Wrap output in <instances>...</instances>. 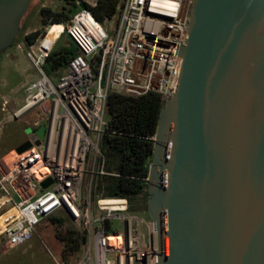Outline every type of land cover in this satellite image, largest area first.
I'll use <instances>...</instances> for the list:
<instances>
[{
    "label": "water",
    "instance_id": "95a60500",
    "mask_svg": "<svg viewBox=\"0 0 264 264\" xmlns=\"http://www.w3.org/2000/svg\"><path fill=\"white\" fill-rule=\"evenodd\" d=\"M31 1L0 0V53ZM178 56L147 185L155 264H264V0H194Z\"/></svg>",
    "mask_w": 264,
    "mask_h": 264
},
{
    "label": "built area",
    "instance_id": "2783aa9c",
    "mask_svg": "<svg viewBox=\"0 0 264 264\" xmlns=\"http://www.w3.org/2000/svg\"><path fill=\"white\" fill-rule=\"evenodd\" d=\"M193 1L125 0L111 19L98 23L86 8L95 7L96 0H75L79 12L65 23L47 25L28 46L25 56L40 77L14 116L33 107L43 109L45 135L22 154L14 153L11 169L0 173V239L21 246L36 235L43 219L57 216L77 224L83 239L69 262L55 264H155L152 222L140 219L126 198L105 197L99 183L120 177L107 170L101 148L103 136L110 134L107 97L156 93L162 106L171 99ZM84 16L99 27L96 36L88 34ZM62 35L77 55L63 74L51 79L43 65ZM35 166L45 170L41 179ZM46 179L52 184L42 190ZM143 181L148 185L149 175ZM111 242L119 244L110 247Z\"/></svg>",
    "mask_w": 264,
    "mask_h": 264
},
{
    "label": "trees",
    "instance_id": "16d2710c",
    "mask_svg": "<svg viewBox=\"0 0 264 264\" xmlns=\"http://www.w3.org/2000/svg\"><path fill=\"white\" fill-rule=\"evenodd\" d=\"M116 0H96L95 7H86L92 17L102 23L116 13ZM75 0H62L58 11L43 7L39 10L40 26L65 23L75 14ZM44 31L35 30L25 35L26 44L32 45ZM14 40L12 46H16ZM71 50H56L55 46L45 60L43 71L46 75L59 77L67 64L77 55L71 42ZM162 107L158 94L149 93L139 98L125 97L111 93L107 97L106 116L110 134L102 138V151L106 155L107 170L120 175L99 181L104 185L105 197L126 198L132 205L140 195L147 196V184L143 179L149 175L154 141ZM56 222V219H52ZM54 237L60 244L61 261L69 262L79 251L83 237L75 231L56 232Z\"/></svg>",
    "mask_w": 264,
    "mask_h": 264
},
{
    "label": "rangeland",
    "instance_id": "374dc122",
    "mask_svg": "<svg viewBox=\"0 0 264 264\" xmlns=\"http://www.w3.org/2000/svg\"><path fill=\"white\" fill-rule=\"evenodd\" d=\"M94 1V0H87ZM117 6H121L125 0H116ZM62 6V0H32L19 24V32L16 36V46H11L5 52L0 53V173L11 169V162L14 157V149L27 141L30 135L35 132L39 141H43L45 123L43 119L44 110L33 107L16 118L25 103L26 91L39 80L40 74L37 69L26 58L25 51L28 45L25 42V35L35 30L45 31L40 26L39 10L48 7L58 11ZM80 9H75V13ZM117 18V15L115 16ZM56 50H71V41L66 35L58 38ZM57 79L55 75L49 76ZM45 114V113H44ZM107 119V118H106ZM39 121V128L34 131V122ZM147 196L140 195L132 201L131 209L145 223L151 222L146 212ZM43 219L36 227V235L32 236L21 246L13 247L0 239V264H55L61 261L60 244L54 237L56 232L75 231L79 234L80 228L77 224L63 220L59 217ZM1 221V220H0ZM142 234L146 235L144 225L140 227ZM152 243L156 247V234L152 231ZM119 243L112 242L110 247Z\"/></svg>",
    "mask_w": 264,
    "mask_h": 264
},
{
    "label": "bare ground",
    "instance_id": "6f19581e",
    "mask_svg": "<svg viewBox=\"0 0 264 264\" xmlns=\"http://www.w3.org/2000/svg\"><path fill=\"white\" fill-rule=\"evenodd\" d=\"M84 22L88 27V34L94 35L96 36L97 31L100 30L99 27L95 24V22L93 21V19H91L90 16L86 17L84 16ZM38 166H35L33 168V171H35V175L37 178L41 179L44 175H45V170L44 169H38ZM112 243V242H111Z\"/></svg>",
    "mask_w": 264,
    "mask_h": 264
},
{
    "label": "crops",
    "instance_id": "0c3cea01",
    "mask_svg": "<svg viewBox=\"0 0 264 264\" xmlns=\"http://www.w3.org/2000/svg\"><path fill=\"white\" fill-rule=\"evenodd\" d=\"M40 125H41V124H40ZM39 127H40V126H39ZM39 127L33 128L34 131H35V129H37V128H39ZM32 135H35V132H33L30 136H32ZM44 135H45V132H44ZM35 139H37V138H35Z\"/></svg>",
    "mask_w": 264,
    "mask_h": 264
}]
</instances>
